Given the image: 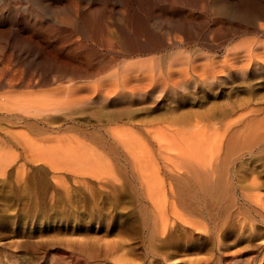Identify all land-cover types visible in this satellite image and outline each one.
Returning a JSON list of instances; mask_svg holds the SVG:
<instances>
[{
	"label": "bare ground",
	"instance_id": "6f19581e",
	"mask_svg": "<svg viewBox=\"0 0 264 264\" xmlns=\"http://www.w3.org/2000/svg\"><path fill=\"white\" fill-rule=\"evenodd\" d=\"M256 76L264 0H0V157L84 172L107 156L146 163L145 141L235 117L250 101L214 99Z\"/></svg>",
	"mask_w": 264,
	"mask_h": 264
},
{
	"label": "rangeland",
	"instance_id": "374dc122",
	"mask_svg": "<svg viewBox=\"0 0 264 264\" xmlns=\"http://www.w3.org/2000/svg\"><path fill=\"white\" fill-rule=\"evenodd\" d=\"M257 77L247 92L214 99L250 101L235 117L145 141L146 163L107 156L97 172H84L52 170L25 154L0 157V264H264ZM200 174L219 183L221 198L206 195Z\"/></svg>",
	"mask_w": 264,
	"mask_h": 264
}]
</instances>
